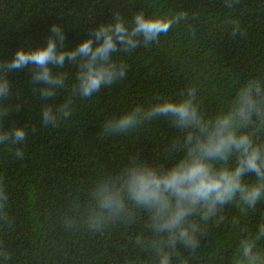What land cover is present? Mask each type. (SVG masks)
<instances>
[{
  "label": "trees",
  "instance_id": "16d2710c",
  "mask_svg": "<svg viewBox=\"0 0 264 264\" xmlns=\"http://www.w3.org/2000/svg\"><path fill=\"white\" fill-rule=\"evenodd\" d=\"M140 11L185 12L187 19L151 46L117 53L116 62L128 65L126 78L91 98L75 97L71 116L56 126L43 124L42 108L71 96L78 68L66 62V86L53 101L40 95L30 68L10 74L14 95L5 127L26 126L28 138L22 159L0 145V189L7 197L0 200V264H158L153 245H165L166 236L152 230L148 212L129 202L125 214H105L95 227L89 217L99 211L100 183L117 179L133 157L171 164L184 133L160 118L127 135H106L104 122L191 86L212 117L241 84L264 82V0H0V60H11L22 45L45 46L53 24L64 27L65 47L73 49L92 29L114 22V13L131 22ZM193 219L199 247L178 244L172 264H235L240 240L264 223V202L254 210L233 202L207 221ZM258 247L264 250V239Z\"/></svg>",
  "mask_w": 264,
  "mask_h": 264
},
{
  "label": "clouds",
  "instance_id": "9594fccd",
  "mask_svg": "<svg viewBox=\"0 0 264 264\" xmlns=\"http://www.w3.org/2000/svg\"><path fill=\"white\" fill-rule=\"evenodd\" d=\"M186 19L185 12L146 16L140 11L129 22L114 13V22L92 29L73 49L65 47L64 27L53 24L45 46L22 45L11 60H0V145L22 159L20 146L28 138L26 126L5 127L14 95L12 72L30 68L31 82L42 85L40 95L53 101L66 86L67 74L62 70L66 62L78 68L71 96L62 105L47 102L42 108L43 124L56 126L71 116L75 97L91 98L126 78L128 65L116 62L117 53L131 54L141 45L151 46ZM160 118L183 131L180 155L163 167L133 157L117 179L97 186L94 198L99 211L89 221L95 227L104 222L105 214L119 217L128 211L130 202L150 214L155 233L166 236L165 245L159 241L153 245L158 264H172L178 244L192 251L199 247L200 224L193 219L197 214L207 221L233 202L249 210L264 202V82L253 78L241 84L230 102L212 117L204 114L198 89L191 86L178 97L159 98L111 116L103 131L127 135ZM172 146L176 147L175 141ZM6 199L0 189V200ZM234 223L239 221L234 219ZM262 239L264 223L240 240L235 264H264V250L258 247Z\"/></svg>",
  "mask_w": 264,
  "mask_h": 264
}]
</instances>
